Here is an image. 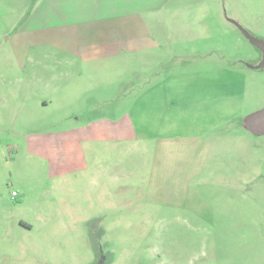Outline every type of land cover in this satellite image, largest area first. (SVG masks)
Wrapping results in <instances>:
<instances>
[{"label": "rangeland", "instance_id": "374dc122", "mask_svg": "<svg viewBox=\"0 0 264 264\" xmlns=\"http://www.w3.org/2000/svg\"><path fill=\"white\" fill-rule=\"evenodd\" d=\"M207 3L264 40V0ZM242 37L229 26L220 38L228 66L244 72L213 76L225 96L214 113L219 125L200 142L206 157L190 162L188 153H158L153 141L82 142L110 127L94 132L87 111L59 103L41 109L38 99L61 67L45 59L54 48L0 37V264H264V136L242 125L264 107V70L242 66L262 56ZM139 109L134 132L154 135L155 119H140Z\"/></svg>", "mask_w": 264, "mask_h": 264}, {"label": "crops", "instance_id": "0c3cea01", "mask_svg": "<svg viewBox=\"0 0 264 264\" xmlns=\"http://www.w3.org/2000/svg\"><path fill=\"white\" fill-rule=\"evenodd\" d=\"M207 2L0 0V37L26 36L34 47L54 48L53 55L44 58L61 67L58 76H52L45 97L38 99L41 109L59 103L63 110L87 111L85 118L94 132L100 125L110 127L103 131L106 135L98 133L82 142L98 146L105 140L153 141L158 153L159 147L171 154L188 153L190 162L194 157H206L198 149L200 142L219 125L214 113L220 114L225 96L222 79L216 88L213 76L244 72L228 66L227 44L223 46L220 39L234 25L222 17L219 6ZM166 16L174 21H167ZM207 17V22L197 20ZM197 31L207 37H197ZM234 43L237 48L239 41ZM253 60L260 62V55ZM242 61L248 68L245 64L252 59ZM136 93L139 96L134 98ZM242 93L245 96V89ZM112 107L121 112L105 116L94 112ZM138 108L140 119L145 115L155 119L157 133L138 137L134 132L133 111ZM74 115L71 117L77 121ZM111 127L123 130L114 132ZM80 156L79 170L88 172L86 158Z\"/></svg>", "mask_w": 264, "mask_h": 264}, {"label": "water", "instance_id": "95a60500", "mask_svg": "<svg viewBox=\"0 0 264 264\" xmlns=\"http://www.w3.org/2000/svg\"><path fill=\"white\" fill-rule=\"evenodd\" d=\"M244 36L250 45L259 50L262 54L261 61L258 65H246L248 68L264 70V41L253 37L249 32L240 27L236 22L230 21ZM243 128L254 136H264V107L246 115L242 122ZM98 264H104L102 260Z\"/></svg>", "mask_w": 264, "mask_h": 264}, {"label": "built area", "instance_id": "2783aa9c", "mask_svg": "<svg viewBox=\"0 0 264 264\" xmlns=\"http://www.w3.org/2000/svg\"><path fill=\"white\" fill-rule=\"evenodd\" d=\"M11 196H12V197H16L17 194H16L15 192H12V193H11Z\"/></svg>", "mask_w": 264, "mask_h": 264}, {"label": "flooded vegetation", "instance_id": "af4514ba", "mask_svg": "<svg viewBox=\"0 0 264 264\" xmlns=\"http://www.w3.org/2000/svg\"><path fill=\"white\" fill-rule=\"evenodd\" d=\"M263 41H264V40H263ZM102 260H103L102 258H101V259H99V260H97V261L95 262V264H98V263H100Z\"/></svg>", "mask_w": 264, "mask_h": 264}]
</instances>
